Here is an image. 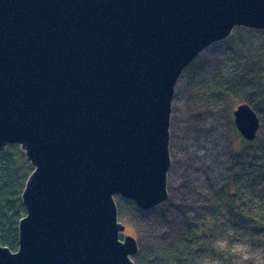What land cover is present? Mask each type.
Listing matches in <instances>:
<instances>
[{"label":"water","instance_id":"1","mask_svg":"<svg viewBox=\"0 0 264 264\" xmlns=\"http://www.w3.org/2000/svg\"><path fill=\"white\" fill-rule=\"evenodd\" d=\"M235 27L264 31V0H0V151L34 167L0 264H134L113 198L168 199L177 80ZM233 121L254 141L249 104Z\"/></svg>","mask_w":264,"mask_h":264},{"label":"rangeland","instance_id":"2","mask_svg":"<svg viewBox=\"0 0 264 264\" xmlns=\"http://www.w3.org/2000/svg\"><path fill=\"white\" fill-rule=\"evenodd\" d=\"M235 32L236 27L230 37ZM182 72L170 111L168 199L150 212L137 214L129 210L127 199L115 196L116 209H122L121 218V210L117 209L118 225L124 229L121 241L126 237L136 240L135 256L144 246L152 249L154 244H162L164 236L182 234L187 219L206 220L211 222L202 239L206 250L196 254L195 264H224L218 253L227 254L230 264H264V233L253 237L250 224L236 222L224 204L197 214L203 202L225 188L231 177L238 183H250L252 173L246 171L243 162L238 168L242 173L231 176L230 172L234 164L232 150L243 147L244 140L233 131V112L248 100L257 106L264 100V41L253 35L245 40L214 42ZM258 119L260 131L257 141L254 139L257 148L244 150L242 158L262 153L255 154L259 163L256 161L254 167L260 171L264 166V108ZM259 179L260 188L254 186L258 192L264 186V172ZM245 193L240 209L264 220V199L255 191Z\"/></svg>","mask_w":264,"mask_h":264},{"label":"trees","instance_id":"3","mask_svg":"<svg viewBox=\"0 0 264 264\" xmlns=\"http://www.w3.org/2000/svg\"><path fill=\"white\" fill-rule=\"evenodd\" d=\"M262 38L264 41V31L258 29H249L236 27V32L232 37L225 39L224 41L245 40L250 37ZM253 67V64H252ZM248 104L259 115L264 108V100L259 103V106L253 100H248ZM235 134L238 132L233 130ZM256 140V139H255ZM257 141V140H256ZM256 141L245 142L243 140V147L239 150H232L233 155V167L231 169V176L234 173H242L238 170L243 162L246 165V171L252 173L249 177L250 183L245 182L238 183L235 177H231L226 181L225 188L215 192L214 197L211 200L203 202L204 205L197 209V214L205 213L209 207L225 206L231 217L236 222H246L250 224V233L253 237L258 234L264 233V220L252 217L240 209V204H243L244 195L246 191H255L260 199H264V186L260 189V193L256 191L254 186L260 188L261 179L260 175L264 172V166L260 169H256L254 166L257 159L254 153L249 157L242 158L244 150L255 149ZM34 173V167L26 158V152L18 144L9 145L0 151V242L1 245L10 249L11 252L16 253L19 250V226L20 221L27 216L26 209L23 203V192L26 188L27 181ZM246 184L249 187L242 186ZM223 193V194H222ZM127 207L133 213L141 214L150 211L140 210L132 200H127ZM161 208V207H160ZM120 212L118 216L121 218L122 209L117 208ZM211 223L206 220L195 219L186 221L185 231L182 234H178L173 237L164 236L162 244H154L152 249L140 248L138 254L133 256L134 264H195L197 253L204 252L206 250L203 245L202 239L205 231H208ZM122 240V236L120 238ZM221 261L224 264H230V259L227 254L223 255L218 253Z\"/></svg>","mask_w":264,"mask_h":264}]
</instances>
